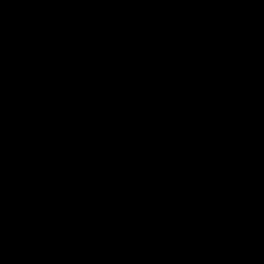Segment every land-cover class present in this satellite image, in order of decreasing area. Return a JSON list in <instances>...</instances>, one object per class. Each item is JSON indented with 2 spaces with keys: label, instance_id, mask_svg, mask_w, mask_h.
I'll return each instance as SVG.
<instances>
[{
  "label": "water",
  "instance_id": "water-1",
  "mask_svg": "<svg viewBox=\"0 0 264 264\" xmlns=\"http://www.w3.org/2000/svg\"><path fill=\"white\" fill-rule=\"evenodd\" d=\"M0 264H264V0H0Z\"/></svg>",
  "mask_w": 264,
  "mask_h": 264
}]
</instances>
